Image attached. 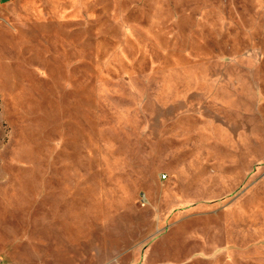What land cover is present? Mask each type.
Returning a JSON list of instances; mask_svg holds the SVG:
<instances>
[{"label": "rangeland", "instance_id": "obj_1", "mask_svg": "<svg viewBox=\"0 0 264 264\" xmlns=\"http://www.w3.org/2000/svg\"><path fill=\"white\" fill-rule=\"evenodd\" d=\"M0 264H264V0H0Z\"/></svg>", "mask_w": 264, "mask_h": 264}]
</instances>
